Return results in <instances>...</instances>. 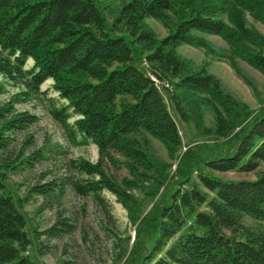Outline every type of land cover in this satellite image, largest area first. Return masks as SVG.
Returning <instances> with one entry per match:
<instances>
[{
  "label": "trees",
  "instance_id": "1",
  "mask_svg": "<svg viewBox=\"0 0 264 264\" xmlns=\"http://www.w3.org/2000/svg\"><path fill=\"white\" fill-rule=\"evenodd\" d=\"M247 14L264 24V0H230L227 6L214 0H121L114 8L101 0H0V75L19 88L0 102V264H35L24 254L31 244L26 217L14 197L4 193L3 177L43 158L41 150L31 152L30 139L17 155L12 145L16 135L39 122L18 106L41 96L49 80L67 102L52 110L53 118L67 124L76 115V132L98 147L101 158L96 164L81 159L70 164L83 181L36 185L35 195L55 201L70 186L103 206L104 191L115 195L137 224L123 264H264V109L231 137V148L221 155L204 158L189 148L172 176L147 138L159 140L172 157L183 147L150 74L164 85L183 122L190 123L208 98L217 112L215 132L229 136L246 107L206 69L190 70L178 48L207 51L210 43L202 35L222 38L230 46L231 67L256 92L238 65L242 60L264 72V55L252 48L262 37L248 28ZM149 19L160 21L167 36L159 39ZM114 153L124 157L135 181L119 183L109 176L104 161L115 162ZM195 167L199 182L192 179ZM211 172L255 173L256 179L225 181ZM146 180L165 191L141 217L128 191ZM246 218L256 225H246ZM73 230L59 217L46 234L58 238Z\"/></svg>",
  "mask_w": 264,
  "mask_h": 264
},
{
  "label": "rangeland",
  "instance_id": "2",
  "mask_svg": "<svg viewBox=\"0 0 264 264\" xmlns=\"http://www.w3.org/2000/svg\"><path fill=\"white\" fill-rule=\"evenodd\" d=\"M101 1L114 8L121 0ZM214 1L221 6H227L230 2V0ZM222 18L229 23L227 15H223ZM246 19L248 28L262 37L252 48L264 55V24L249 14L246 15ZM147 23L159 39L167 36L168 30L160 21L149 19ZM202 37L210 43L209 50L183 45L178 48V55L188 63L190 70L206 69L221 82L225 92L246 108L236 116L234 127L231 129L229 127L231 131L229 136L221 137L215 132L216 108L208 98L200 104L199 112L192 116L190 123H185L174 111L168 93L162 89L169 110L178 125L183 147L172 157L159 140L151 136L147 138L157 156L170 165L171 176L175 174L180 160L189 148L194 149L196 154L204 158H214L230 149L232 145L230 141L233 139L231 137L264 109V72L253 68L245 61H238L242 72L255 83L257 90L254 92L231 67L228 61L230 54L228 43L217 36L202 35ZM32 66L33 61L29 60L27 68ZM53 85V80L47 81L42 86L41 96L18 106V109L37 115L39 122L28 132L16 135V141L12 145L17 155L25 141L30 139L33 145L31 152L41 150L43 158L36 162L32 161V165H26L17 173L6 174L3 177L4 193L14 197L26 217V230L31 244L24 254L35 264H123L136 239L137 224L131 222L128 210L115 195L104 191L102 198L105 206H103L93 196L78 195L70 186L64 193L57 194L55 201L49 200L47 203L32 192L36 185L50 181H83V176L76 171H70L68 168L70 164L80 159L96 164L101 158L98 147L76 132L74 126L76 115H73L67 124H62L53 118L51 114L53 109H62L67 105L66 101L60 99ZM0 88L3 89L0 93V102L8 101L11 95L19 91L18 87L13 86L2 75H0ZM68 113L72 115L73 112ZM15 155L13 157H16ZM114 159L113 163L104 161L109 176L119 183L125 179L135 181L124 157L114 153ZM199 171V168H193L192 179L196 182H199ZM260 172H264V164ZM211 174L225 181L256 179L255 173L211 172ZM135 185L128 193L138 204L135 211L144 217L164 193L165 186L160 188L152 180L137 182ZM157 191V195L154 196ZM59 217L72 224L74 230L62 237L52 238L46 233L56 224ZM245 224L256 225L250 218L245 219Z\"/></svg>",
  "mask_w": 264,
  "mask_h": 264
},
{
  "label": "built area",
  "instance_id": "3",
  "mask_svg": "<svg viewBox=\"0 0 264 264\" xmlns=\"http://www.w3.org/2000/svg\"><path fill=\"white\" fill-rule=\"evenodd\" d=\"M145 66H147V64H146V62H144L143 63ZM150 76V78L155 82V84L158 86V88L160 89V90H162L163 89V87H164V85L163 84H161V82L154 76V75H149ZM165 87H168V85H166Z\"/></svg>",
  "mask_w": 264,
  "mask_h": 264
}]
</instances>
